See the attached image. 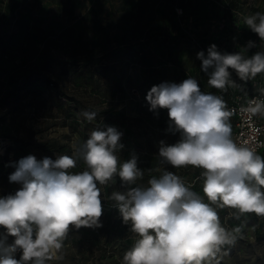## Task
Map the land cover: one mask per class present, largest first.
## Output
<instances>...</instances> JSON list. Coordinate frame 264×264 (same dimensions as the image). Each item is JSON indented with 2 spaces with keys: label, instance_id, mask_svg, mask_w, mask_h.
<instances>
[{
  "label": "rangeland",
  "instance_id": "obj_1",
  "mask_svg": "<svg viewBox=\"0 0 264 264\" xmlns=\"http://www.w3.org/2000/svg\"><path fill=\"white\" fill-rule=\"evenodd\" d=\"M226 12L233 14L235 27L226 46H220L213 25ZM257 12L264 13V0H0V197L21 187L9 181L20 159L71 156L98 125L122 133L123 148L116 154L121 162L135 156L143 172L136 185H125L118 175L98 185L101 226L72 227L65 238L69 244L47 264H122L132 247L124 240L137 237L132 231L107 237L102 222L116 207L108 189L147 186L144 174L153 171L158 178L162 168L190 188L202 178L192 166L161 164L160 141L172 145L180 135L168 131V110L150 111L146 97L153 86L189 77L226 105L264 94L263 73L245 82L233 71L235 86L211 87L197 58L213 44L221 53H237L228 48L242 35L243 18ZM207 32L212 38L204 40L200 34ZM237 48L244 53L243 46L237 43ZM87 61L91 68L84 73ZM83 111L97 115L89 122ZM229 122L233 134L236 122ZM84 168L80 160L72 171ZM212 206L225 229L240 231L210 264H264V216ZM5 234L0 228V237ZM13 241L7 236V244Z\"/></svg>",
  "mask_w": 264,
  "mask_h": 264
},
{
  "label": "clouds",
  "instance_id": "obj_2",
  "mask_svg": "<svg viewBox=\"0 0 264 264\" xmlns=\"http://www.w3.org/2000/svg\"><path fill=\"white\" fill-rule=\"evenodd\" d=\"M243 23L264 44V13L245 16ZM252 47L256 44L249 41L246 49ZM197 58L208 84L216 89L235 86L233 71L245 82L264 73V50L249 57L221 53L213 44L206 56L201 51ZM146 99L150 111L168 110V131L180 135L172 145L160 141L161 164L201 169L204 196L163 168L147 186L114 192L111 199L137 237L122 264H210L225 245L235 243L240 231L225 229L212 205L264 216V157L234 142L232 110L221 96L201 91L195 78L153 86ZM247 110L264 114V99L251 100ZM81 115L91 122L97 114ZM121 136L113 126L98 125L71 156L38 161L29 155L19 160L9 181L21 187L0 197V228L6 233L0 237V264H47L72 227L101 226L98 185H107L117 175L125 185H136L143 177L135 156L121 162L116 154L123 148ZM80 160L85 168L72 171ZM7 236L14 238L10 245Z\"/></svg>",
  "mask_w": 264,
  "mask_h": 264
},
{
  "label": "trees",
  "instance_id": "obj_3",
  "mask_svg": "<svg viewBox=\"0 0 264 264\" xmlns=\"http://www.w3.org/2000/svg\"><path fill=\"white\" fill-rule=\"evenodd\" d=\"M235 22H234V16L233 14H231L230 12H226L222 17H219L217 19V21L214 23V27L216 29V34L214 35V40L215 42H217L220 46H226L227 41L229 40V38H231V36L233 35V31H234V27H235ZM204 38V40H208L210 38H212L211 36L208 35V32L201 35ZM231 40V39H230ZM249 41H254L256 44V47H252L250 49H246V46L248 44ZM231 42V41H230ZM233 46L230 48H228L229 50H232L234 52H239V51H235V49L237 48V43L240 44L241 46L244 47V53H241L242 55L245 56H252L253 54H255L258 51L264 50V44H262V42H260L259 37L257 36V34H255L254 32H252L249 28L245 27L242 31V35L237 38V40L233 41ZM235 48V49H234ZM101 61H103V59H101ZM65 65L68 64V62L63 63ZM91 68V63L89 61H87L85 63V65L83 66V70L84 73L88 72ZM264 75V73H263ZM263 83H261L260 85H262ZM252 89V87H251ZM254 95H250L247 96L246 99L253 97ZM230 119L233 120V122H235V117L231 116ZM261 157H264V153L261 154ZM197 172L196 174H201L202 170H198V168L196 169ZM146 180H149L150 178L154 177L153 176V171L150 172H146L144 174ZM203 179L202 178H198L193 187L191 188L193 191L197 192L198 194H200L201 196H203V191H202V183ZM110 188V187H109ZM114 192H118L117 186H114L112 189H108V198L114 202L111 199V196ZM106 219L103 220L102 222V226L104 227V229L106 230V234L108 238H111V240L115 237H117L118 235H120L121 233H128L131 234V228L128 224H126L123 221V218L118 210L117 207H115L110 214L107 215V217H105ZM135 237H132L128 240H124L125 244L128 246H132L134 241L136 239H133ZM69 244L68 241H63V245L65 246Z\"/></svg>",
  "mask_w": 264,
  "mask_h": 264
},
{
  "label": "built area",
  "instance_id": "obj_4",
  "mask_svg": "<svg viewBox=\"0 0 264 264\" xmlns=\"http://www.w3.org/2000/svg\"><path fill=\"white\" fill-rule=\"evenodd\" d=\"M253 99H264V94H258L248 99H241L227 105L235 117V132L232 134L234 142L253 149L256 154L264 153V114H251L247 109Z\"/></svg>",
  "mask_w": 264,
  "mask_h": 264
}]
</instances>
